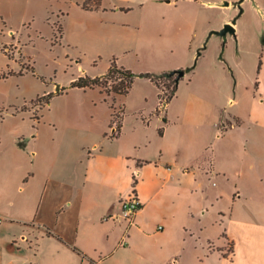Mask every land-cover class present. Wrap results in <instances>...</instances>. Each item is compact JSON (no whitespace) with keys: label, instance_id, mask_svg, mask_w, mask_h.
<instances>
[{"label":"crops","instance_id":"1","mask_svg":"<svg viewBox=\"0 0 264 264\" xmlns=\"http://www.w3.org/2000/svg\"><path fill=\"white\" fill-rule=\"evenodd\" d=\"M85 1L86 7L82 5ZM131 1L41 0L29 4L35 8L50 5L51 17L62 26V38L82 41L89 23L95 47H104L109 38L117 41L118 50H126L135 49L137 40L128 18ZM223 2L203 3L201 14H211V7L223 6ZM173 5L177 1H163L166 11L161 22L178 25L184 17L190 24L193 13H179L176 6L170 9ZM222 24L202 20V36L210 29H221ZM262 34L258 27L252 34H237V39L234 33L220 39L222 53L212 71V98L205 112L199 111L198 102L195 106L188 103L182 114L170 118V103L163 102L160 89L143 77L153 88L155 108L150 113L154 115L146 117L140 112L141 120H135L129 133L123 130L122 115L119 135L111 137L110 112L109 120L97 119L87 129L69 127L68 120H63L65 129L52 122L48 125L51 137L37 145V134L32 139L34 147L28 137L19 135L13 145L0 142L1 231L34 230L39 238L36 242L46 244L47 264H264ZM175 49L170 46L163 51L173 54ZM259 56L253 78L245 66ZM164 69L168 70L148 73L172 72L178 66ZM83 76L79 73L72 81ZM191 107L197 111L194 116L188 114ZM187 118L195 119L192 126L187 125ZM204 128L211 146L206 167L215 182L210 195L198 197V177L208 174L202 175L199 168L190 170L189 160H180V155L199 160L186 135ZM157 139H168L167 147L160 146L154 158H148L147 151L158 144ZM25 183L30 184L28 193L19 200L17 195L27 190ZM133 191L140 203L134 223L128 226L119 219H105L117 217L118 201ZM23 214L30 220L20 217ZM1 245V264H11ZM40 260L37 253L35 262L29 264Z\"/></svg>","mask_w":264,"mask_h":264},{"label":"rangeland","instance_id":"2","mask_svg":"<svg viewBox=\"0 0 264 264\" xmlns=\"http://www.w3.org/2000/svg\"><path fill=\"white\" fill-rule=\"evenodd\" d=\"M39 1L0 0V142L4 146L13 145L16 135L28 137L31 147L39 145L41 140L51 137L48 125L52 122L65 129L63 120H68L69 127L87 129L97 119L109 120L112 107L118 123L123 115V130L131 132L135 120H141L140 112L147 117L155 108L153 88L140 75L156 72L159 68L161 71L178 66L177 70L183 71L175 98L169 101L170 118L182 114L188 103L195 106L198 102L199 111L205 112V106L212 98V71L222 53L219 41L231 33L221 36L212 32L216 29H210L202 36V20L222 22V27L230 24L236 39L237 34H252L258 27L259 34L264 32V0H235L227 6L214 5L207 16L201 14L203 3L220 4L228 0H171L177 1V5L170 9L176 6L179 13H193L190 24L183 17L178 25L161 22L166 11L163 6L165 0H132L129 3L133 9L128 18L137 35L135 49L118 50L115 47L117 41L109 38L104 47H95L94 29L89 23L85 25L86 35L82 41L62 38V26L51 17L50 5L35 8L29 4ZM170 46L176 47L173 54L163 51ZM112 61L135 74L128 95H107L97 87L91 90L71 87L72 79L79 73L88 77L102 76ZM260 62V56L248 60L245 66L247 74L255 78ZM113 83L108 80L107 86ZM161 89L166 91L164 87ZM49 94V103L46 104L42 97ZM196 113L194 107L188 110L190 116ZM193 121L194 118H187V125L192 126ZM37 134L40 141L33 144L32 139ZM186 139L196 148L199 160L186 158L182 153L180 160H189L190 170L199 168L202 175L208 174L207 177L197 174L201 181L196 193L198 197L210 195L215 182L206 167L211 152L208 145L210 135L204 128L199 133L186 135ZM167 140L160 142L157 139L158 144H152L147 151L148 158H154L160 146L165 150ZM30 164L31 161L28 162ZM205 178H209V182ZM26 184L22 185L27 190L17 195V199L26 197L30 186ZM20 217L30 220L26 214ZM21 236L25 240H21ZM36 239L39 238L34 230L2 232L0 228V245L5 250L4 258L11 264L34 263L37 253L41 258L39 264H47L46 244L37 243Z\"/></svg>","mask_w":264,"mask_h":264},{"label":"trees","instance_id":"3","mask_svg":"<svg viewBox=\"0 0 264 264\" xmlns=\"http://www.w3.org/2000/svg\"><path fill=\"white\" fill-rule=\"evenodd\" d=\"M82 5L86 7V1ZM261 44L264 48V35L261 36ZM176 71H181V70H176ZM176 71L165 72L158 75L145 73V74H141L140 76L147 78L151 80L153 83H155V85L160 89V96L162 101L167 103L175 96L177 85L180 80V78L179 79L177 78ZM134 78H135V74H133L131 71L123 67H118L116 63L112 61L108 70L104 75L97 76L94 78L88 76L79 77L71 83V87L80 88L84 90L93 89L97 87V88H101L107 95L112 93L114 95L126 96L132 88ZM108 80L114 82L112 85H110V87L107 86ZM161 87H164L166 91L163 92V89H161ZM50 96L51 94L42 97L44 98L46 104L49 103ZM111 109H112L111 121L115 125L111 137H116L119 135L121 120L119 123L117 122L116 120L117 115H115L114 113V107H112ZM163 121L165 122V118H163ZM158 133L162 134V129H159ZM134 185H135V181H133V187Z\"/></svg>","mask_w":264,"mask_h":264},{"label":"built area","instance_id":"4","mask_svg":"<svg viewBox=\"0 0 264 264\" xmlns=\"http://www.w3.org/2000/svg\"><path fill=\"white\" fill-rule=\"evenodd\" d=\"M120 207V213L117 217H106L105 219H119L125 222L128 226L134 223L135 216L140 209V203L135 193H131L125 198H121L118 201ZM4 221V218L0 216V224Z\"/></svg>","mask_w":264,"mask_h":264},{"label":"water","instance_id":"5","mask_svg":"<svg viewBox=\"0 0 264 264\" xmlns=\"http://www.w3.org/2000/svg\"><path fill=\"white\" fill-rule=\"evenodd\" d=\"M228 5V2H223V6H227ZM213 33L217 34V35H225L226 33H231L233 34L234 33V29L232 28V26L230 24H225L221 29L219 30H215V31H212ZM177 73V78H181L183 76V71H176Z\"/></svg>","mask_w":264,"mask_h":264}]
</instances>
